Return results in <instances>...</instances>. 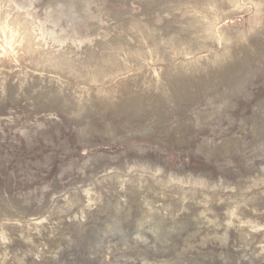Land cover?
I'll return each mask as SVG.
<instances>
[{"label": "rangeland", "instance_id": "obj_1", "mask_svg": "<svg viewBox=\"0 0 264 264\" xmlns=\"http://www.w3.org/2000/svg\"><path fill=\"white\" fill-rule=\"evenodd\" d=\"M0 264H264V0H0Z\"/></svg>", "mask_w": 264, "mask_h": 264}]
</instances>
